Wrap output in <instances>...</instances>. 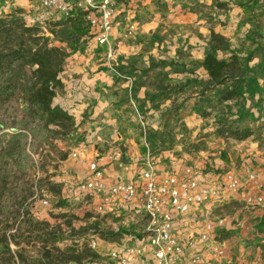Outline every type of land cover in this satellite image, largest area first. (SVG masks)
I'll use <instances>...</instances> for the list:
<instances>
[{
    "label": "rangeland",
    "instance_id": "rangeland-1",
    "mask_svg": "<svg viewBox=\"0 0 264 264\" xmlns=\"http://www.w3.org/2000/svg\"><path fill=\"white\" fill-rule=\"evenodd\" d=\"M31 1L34 2L32 3L34 8H27V0H0V18L12 15L27 25L29 19L39 14L35 9L37 1ZM180 1L181 3L175 0L148 2L147 5L155 11L154 18L157 24L155 31L152 32L154 36L152 41L158 45L153 47V52L145 47L140 48L142 50L138 53L139 58L151 53L146 55L148 57L146 61L136 59L138 55L133 54L129 56L131 61L126 66L120 63L112 65L110 60L113 56L123 53L119 51L118 44L112 45V56L108 60L107 49L98 47L91 37L80 40L77 50L70 56H83L88 61H94L95 58L106 59V69L102 70L108 71L113 78L112 86L106 90L112 93V98L117 102L113 114L117 124L113 135L116 139L124 137L129 132L136 134L144 152L145 159H142V163H145L147 158L150 159L156 172L159 163H176L178 170L167 168L159 172L166 171L167 175L178 174L179 177L181 171L184 174V170L191 167L192 162L204 161L203 171L208 169L207 172L213 171L212 177H215L214 180L221 186V190L225 191L222 186L226 176L228 174L236 176L240 169H244V166H241L242 161L251 158L243 156L241 160L233 162L234 152H238L241 147L245 148L249 140L259 141L264 134V0ZM115 2L117 14L113 20V30L119 18L122 20L120 23H124L121 17L125 16L127 11L134 13L140 11L139 7L141 10L145 8L140 5L141 1H136L130 3L126 11H123V5L127 6L130 1ZM182 2L189 4L182 5ZM177 4H180L181 19H177L175 11L168 10ZM184 7L188 8L186 12L189 17L182 13ZM137 15L136 13L130 18V21L137 19ZM61 19L64 18L59 17L58 20ZM186 19L189 21L185 22ZM48 25L44 23L39 26L42 42L49 47H58L70 53L66 44L61 43L59 38L53 37L47 31ZM132 30L130 27L128 34ZM211 33L223 37L228 45L227 50L216 51L214 55L225 60H228L230 55H236L240 68L244 69L240 83L241 96L233 100L222 99L231 82L228 81L221 86L209 85L208 76L202 67L204 56L211 52L209 43ZM197 55L199 59L195 60L193 56ZM127 67L130 69L126 72L135 71L133 74L135 79L139 77L138 80L132 75H126L125 69L120 72L121 68ZM199 67L205 74H200ZM85 72L92 78L97 73L90 69ZM174 75L181 78L173 79ZM189 75L192 76L191 80ZM59 77L63 78V73ZM142 87L148 91L138 97ZM65 96V90L60 89L53 99V104L67 101L64 109L74 117L75 131L65 142H54L51 146L45 147L38 157L34 156L33 159L38 164L30 169L28 174L34 181L49 176L60 193L56 195L42 192L33 204L32 213L53 226L65 225L66 221L71 224L70 230L65 226L63 228L58 243L61 247L72 245L81 248L82 245H87L90 248L91 241L95 240L97 250L93 251L98 258L94 261L99 264H113L108 254L113 248V243L119 241L122 234H114L111 231L112 227H120L124 235L136 234L135 228L133 226L124 228L116 219L96 215L92 206L85 210V206L93 205L97 200L88 195H73L78 180L72 171L71 163H75L77 156L86 149V131L83 130V126L90 120L87 119L88 108L76 113L77 105L82 103V100L79 102L72 98L73 100L69 101ZM167 100L170 101L167 108L165 106L160 108V104ZM131 118H134V121ZM65 153L67 156L62 159V154ZM110 156H116V161L113 162L115 165L119 163L125 165L126 162L120 156L109 154L106 158ZM251 161L255 162L252 159ZM92 162L94 160H89L87 164ZM215 168L217 169L213 170ZM248 173L255 172L245 171L244 178L238 175L237 177L245 179ZM179 178L184 179L183 176ZM250 185L246 183L240 186L238 191ZM237 195L225 192L224 201ZM247 195L251 194L247 193L244 199ZM244 199L242 203L246 205ZM44 200L47 201V205L42 204ZM61 202L64 204L59 206ZM222 204L199 206L196 214L200 215L201 212L209 217L228 214L225 206L221 208ZM230 205L228 206L231 207ZM226 220L225 228L231 224V219ZM139 226L143 228L144 222H140ZM185 226L184 231L179 234L180 238H184L189 231H194L197 227L196 222L195 224L188 222ZM28 249L32 250V255L35 253L33 248Z\"/></svg>",
    "mask_w": 264,
    "mask_h": 264
},
{
    "label": "trees",
    "instance_id": "trees-1",
    "mask_svg": "<svg viewBox=\"0 0 264 264\" xmlns=\"http://www.w3.org/2000/svg\"><path fill=\"white\" fill-rule=\"evenodd\" d=\"M85 14L77 10L64 19L45 22L47 31L70 53L42 42L41 27L27 26L12 15L0 18V264H82L98 258L87 245H58L64 226L70 230L71 224L53 226L32 213L42 192L60 193L57 185L47 175L36 181L28 176L38 164L34 156L54 142H65L75 131L74 117L53 99L63 87L59 75L67 58L80 40L90 37ZM209 43L211 52L202 62L209 85L230 81L222 99L241 96L244 69L237 56L225 60L214 55L228 48L215 33Z\"/></svg>",
    "mask_w": 264,
    "mask_h": 264
},
{
    "label": "built area",
    "instance_id": "built-area-1",
    "mask_svg": "<svg viewBox=\"0 0 264 264\" xmlns=\"http://www.w3.org/2000/svg\"><path fill=\"white\" fill-rule=\"evenodd\" d=\"M77 10L86 13L85 23L90 37L98 47L107 49V59L110 60L113 20L117 14L115 0H39V14L29 19L27 26H41L59 17H69ZM108 160L115 162L116 156H110ZM88 171L87 179L77 186L79 195L97 200L92 205L96 215L116 219L124 228H135L136 234L124 235L120 227H112L114 234H122L108 254L113 264H219L225 256V247L213 232L224 226V219L201 212L197 215V209L222 204L225 192L237 195L239 187L246 183L256 185L254 174L248 173L242 180L228 174L222 186L225 191H222L215 183L201 184L200 171L194 166L184 170V179L175 175L160 177L148 158L141 173L140 186L107 181L97 162L90 163ZM244 201L247 206H256L263 198L247 195ZM42 204L47 205V201ZM140 222H144L143 228L139 226ZM188 222H196V231H189L180 238L179 234ZM90 249L97 250L95 240L91 241ZM82 264L99 263L86 260Z\"/></svg>",
    "mask_w": 264,
    "mask_h": 264
},
{
    "label": "crops",
    "instance_id": "crops-1",
    "mask_svg": "<svg viewBox=\"0 0 264 264\" xmlns=\"http://www.w3.org/2000/svg\"><path fill=\"white\" fill-rule=\"evenodd\" d=\"M36 1L37 6L35 9L38 10L39 0ZM128 1L130 2L127 6L123 5V11H126V8L131 5L130 3L136 1H141L140 5L145 8L144 10H141L139 7L138 10L140 11L134 13L127 11L125 16L121 17L123 18L124 23H120L122 20L119 18L115 24L116 27L112 33L111 44H118L120 49L119 51H122L123 53L122 55L118 54L117 56H113L110 60L112 65L120 63L126 66L127 63L131 61L129 56L133 54L138 55V53L142 50L140 48L145 47L153 52V47L158 45L156 42L152 41L154 38L152 32L155 31L154 29L157 24L156 19L154 18L155 11L151 6L147 5L150 0H125V2ZM175 1L181 3L180 0ZM32 3L34 2L27 0V8L33 7ZM186 4L189 3L182 2V5ZM179 5L180 4H177V6L168 8L170 12H176L175 14L178 15L177 19H181L182 17L179 12ZM186 11H188V8L184 7L182 13H185L188 15L187 17H189V14ZM136 13L138 14V18L133 19V22H131L130 18L134 17ZM186 21H189V19H186L185 22ZM130 27H132L133 30L130 34H128ZM147 54L149 55L151 53ZM146 55L142 58H139L138 55V58L136 59L146 61L148 59ZM193 58L198 60L199 55L193 56ZM106 66L107 63L105 58L99 60L95 58L94 61H88L83 56L72 55L66 60L65 67L62 72L64 77H59L63 85L62 88L66 92L65 97L69 98V101L74 99V101L80 102L82 100V103L77 105L78 107L76 113L82 112L84 108H88L89 110L87 119L90 121L83 126V130L86 131V149L77 156L78 158H76L75 163H71V168H73L72 171H74L78 180L76 187L74 188L73 195L79 194L77 191L78 184L86 180L89 176V164H87L89 160H94V162L98 163L104 171L105 179L109 182L121 181L139 186L142 182L141 173L144 169V163H142L144 152L140 146V140L137 139L138 136L129 132L124 137L120 136L115 139L116 136L114 137L113 135L117 124V121L113 119V114L115 112L114 109L117 108L115 104L117 102L116 99L112 98V93L106 90L113 84L111 74L108 73V71L102 70V68L106 69ZM87 69L97 71L93 78L88 77L85 72ZM122 69H125L124 73H126V75H132L134 79L136 78L133 74L135 71L126 72L127 69H130L127 67L121 68L120 72H122ZM200 70L201 75L205 74L202 68L200 69L199 67L198 71ZM172 78L178 79L181 78V76L174 75ZM202 78H204V76ZM138 79L139 77L135 80ZM191 79L192 76L189 75V80ZM147 91L148 89L142 87L138 97L143 96L144 92L146 93ZM169 102L170 101L167 100L165 103H161L160 108H163L164 106L167 108ZM54 104H56V102H54ZM66 104L67 101L65 100V102L61 101L60 104L57 103L56 105H59L64 109ZM133 119L131 118L132 121H134ZM234 153L233 162L241 160L243 156H251L250 159L242 161L241 166H244V169H240L237 175L243 177L245 171L255 172L256 185L247 186L240 190L237 196H233L231 199L223 201L221 208L225 206L224 209L229 211L228 214L212 217L223 218L225 223L227 221L226 219H231L229 227L225 228L223 226L222 228L215 229L213 232V235L217 236L218 241L222 242L225 247V256L219 264H264V134L261 135L259 141L254 139L249 140L246 143L245 148L241 147L238 152ZM109 154L120 156L126 162L125 165L121 163L115 165V163L110 162L106 158ZM165 154L166 153H164V157H166ZM251 159L255 162H252ZM169 163L171 162L159 163L157 173L160 177L167 174L166 171L159 172V170H166L167 168L178 170L176 163L168 165ZM203 165L204 161H200L199 163H195L194 161L191 164V166L199 169L201 184H217L214 180L215 177H212L214 172H207L209 169L207 171H203L205 170ZM216 169L217 168L213 170ZM174 175L177 176L178 174ZM182 176L184 178V174L181 171L179 177ZM247 193L253 196L260 195L263 198L262 203L256 206L244 205L242 200ZM91 206L92 205H87L84 208L85 210H87V208L89 210Z\"/></svg>",
    "mask_w": 264,
    "mask_h": 264
}]
</instances>
